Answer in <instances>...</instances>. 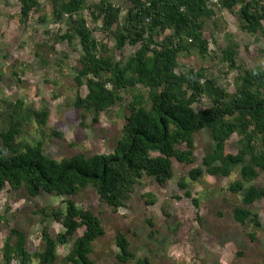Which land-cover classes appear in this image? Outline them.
<instances>
[{
	"label": "trees",
	"instance_id": "trees-1",
	"mask_svg": "<svg viewBox=\"0 0 264 264\" xmlns=\"http://www.w3.org/2000/svg\"><path fill=\"white\" fill-rule=\"evenodd\" d=\"M17 21L27 25L33 12L41 11L39 0H18ZM130 6L122 14L119 5L108 0H51L50 14L54 22H66V30L56 41L75 42L81 47L72 77L76 93L73 106L81 117L90 115L97 123L101 114L124 110V123L109 153L86 155L77 152L56 159L46 154L43 141L28 142L21 135L31 124L38 130L46 124L49 111L26 106L21 99L0 100V192L7 186L26 196L41 193L64 196V209L38 207L42 216V249L27 248V232L11 226L5 216L7 233L1 246L5 264H97L90 254L94 241L104 235L102 212L78 207L76 199L89 189L111 213L127 207L143 178L164 186L173 177V160L192 164L196 157V137L204 130L210 141L205 147L201 166L188 171L197 180L202 174L231 177L228 191L239 194L233 219L241 225L260 228L259 215L253 204L264 199V185L254 181L264 172V68L251 69L237 64L238 44L227 35L218 45L219 53L209 49L205 21L220 27V13L227 10L237 28L264 39V0H128ZM88 11L91 27L84 16ZM47 14H39L46 22ZM99 23V24H98ZM97 29L108 41L99 40ZM134 47L124 55L125 47ZM51 47L53 45L51 44ZM181 54H195L199 65L178 70ZM214 62L236 69L234 89L224 87L214 76ZM86 86L81 96L78 88ZM204 102L202 106H196ZM53 135L62 133L53 130ZM237 135L238 147L232 152L227 142ZM178 189L192 199L188 180L181 176ZM146 204H154L153 193L143 194ZM50 210V212H48ZM52 217L63 231L50 232L45 218ZM155 231V223L147 219ZM84 228L81 235L77 231ZM153 231L150 236H153ZM254 241L255 232H247ZM114 242L121 263L149 264L131 250L127 233L116 230ZM72 240L69 252L59 258L57 247Z\"/></svg>",
	"mask_w": 264,
	"mask_h": 264
},
{
	"label": "rangeland",
	"instance_id": "rangeland-1",
	"mask_svg": "<svg viewBox=\"0 0 264 264\" xmlns=\"http://www.w3.org/2000/svg\"><path fill=\"white\" fill-rule=\"evenodd\" d=\"M99 1V0H91ZM122 8L125 14L130 6L128 0H108ZM40 12H33L26 26L17 21L20 4L18 0H0V100L16 101L21 99L26 106L49 111L46 124L38 130L33 124L28 126L21 139L28 142L43 141L46 154L60 159L77 152L86 155L109 153L113 150L116 136L124 123V110L115 109L109 114H101L94 123L90 115L81 117V110L73 106L76 87L74 76L76 62L81 53L77 42L70 45L67 41H56V36L66 30V22H54L50 14L51 0H39ZM47 14L46 22L39 21V14ZM84 16L91 27L89 12ZM220 27L214 28L211 20L205 21V35L209 38L211 52L219 53L218 45L224 44L228 35L238 44L237 64L251 69L255 66L264 68V39L252 36L237 28L235 17L224 10L219 15ZM264 23V21H263ZM99 24V23H98ZM99 40L113 39L95 29ZM51 44L53 47H51ZM134 47L123 50L126 56L134 52ZM195 54H181L178 70L199 65ZM211 73L229 90L234 89L236 69L227 68L222 62H212ZM81 96L87 93L86 86L78 88ZM204 102L196 106L203 107ZM53 130L62 133V137L53 135ZM237 135L227 142L229 151L238 147ZM210 141L204 130L196 137L192 164H181L175 159V173L164 186H159L153 179L143 178L141 186L133 194L127 207L111 213L99 205L98 197L89 189L77 199L78 207L101 211L105 228L104 235L94 241L90 257L97 264H135L119 262L115 255L119 252L115 242L116 230L127 233L131 250L140 258L147 257L149 264H264V199L257 200L252 209L259 215L260 228L252 224L241 225L233 219L234 206L239 204V194L228 191V184L238 175L231 177L202 174L197 180L188 178V171L201 166L205 147ZM183 176L188 180L191 196L197 198L198 207L192 199L178 189L177 182ZM264 185V172H260L254 181ZM151 192L156 197L154 204H146L143 194ZM64 196L41 193L37 197L26 196L20 191H11L7 186L0 192V216H5L11 226L27 232V248L30 251L42 249V216L34 214L38 207H60L64 209ZM50 212V210L48 211ZM155 223V231L147 223ZM50 232L63 231L60 223L52 217L45 218ZM84 228L77 231L81 235ZM154 232L150 236V232ZM255 232L252 241L247 232ZM7 233L5 222H0V264L1 246ZM72 240L57 247L59 258L66 255ZM32 264H36L34 261ZM56 264H62L57 261Z\"/></svg>",
	"mask_w": 264,
	"mask_h": 264
}]
</instances>
